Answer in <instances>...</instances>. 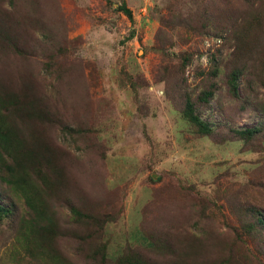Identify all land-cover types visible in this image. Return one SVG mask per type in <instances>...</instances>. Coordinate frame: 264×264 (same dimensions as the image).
I'll return each instance as SVG.
<instances>
[{
  "label": "rangeland",
  "instance_id": "1",
  "mask_svg": "<svg viewBox=\"0 0 264 264\" xmlns=\"http://www.w3.org/2000/svg\"><path fill=\"white\" fill-rule=\"evenodd\" d=\"M1 1L4 8L13 6L54 31L46 52L40 48L42 34L35 31V53L29 58L1 53V70L13 77L25 75L68 125L85 130L74 140L58 132L54 140L70 155L67 178L74 204L103 207L116 218L104 235L110 263L125 244L144 245L139 226H147L176 252L174 258L168 251L165 264L179 259L185 247L194 264H264V245L258 253L248 242L252 254L247 256L238 253V244L231 246L241 221L253 220L246 211L264 213V131L246 146L253 153L243 154L227 129L264 128V111L256 108L264 106V88L252 71L261 69L262 61L257 56L231 62L232 32L242 18L264 11V0H124L131 20L117 10L122 0ZM208 31L226 37L217 54L220 72L214 80L219 90L210 110L199 113L215 130L212 141L223 137L234 142L219 147L200 140L181 116L185 92L195 98L210 79L206 55L194 56L183 75L181 58L199 50L209 54L208 48L220 46L222 42L207 37ZM233 65L244 71L238 98L228 95L224 82ZM64 94L65 107L57 99ZM194 201H213L222 208L210 207L202 217ZM17 205L26 212L21 201ZM56 209L70 234L58 241L61 251L75 264H94L77 252L71 232L78 224L70 210ZM210 212L216 214L214 219ZM142 214L147 216L145 225ZM12 224L4 220L0 226L1 258L15 236Z\"/></svg>",
  "mask_w": 264,
  "mask_h": 264
},
{
  "label": "trees",
  "instance_id": "2",
  "mask_svg": "<svg viewBox=\"0 0 264 264\" xmlns=\"http://www.w3.org/2000/svg\"><path fill=\"white\" fill-rule=\"evenodd\" d=\"M2 3L0 0V60L2 59L1 53L4 51L23 59L32 56L35 53V47L31 37L35 31L42 34L43 42L40 41L43 44L40 48L46 52L45 48L50 43V36L54 31L44 25L42 20L26 16L16 11L13 6H10L8 10L3 7ZM117 10L129 20L132 19V13L126 7L124 0L121 1ZM206 35L213 42L222 43L213 51L208 48L209 54H204V50H199L197 54L189 52L182 56L179 69L183 75L186 66L191 64L194 56L206 55L207 61L209 60L207 76H210V79L195 98L185 92L181 116L192 128L191 132L200 140L208 141L210 147H219L234 142L223 139V137L219 142L212 141L215 130L210 122L201 119L199 113L200 110H210V103L219 90L214 80L220 72L217 54L220 47L225 45L226 37L223 33L212 34L210 31ZM232 37L234 50L231 62L237 64L243 59L255 60L258 56L262 61L261 69H252V71L255 73L256 81L264 88V11L242 18L236 30L232 32ZM62 49L58 48V51ZM1 65L2 61H0V226L3 225L4 220L13 223L15 236L11 245L7 246L4 251L2 250L6 255L0 257V264H75L64 255L59 247L58 241L62 238H69L70 234L65 232V228L63 229L60 224L57 206H65L69 209L71 217L78 224L74 232H71V237L76 240L77 252L83 255L84 261L94 264H111L112 260L108 258L109 242L104 239V235L106 226L112 224L116 218L109 213H104L106 208L102 211L103 207L97 206L95 209L82 205L78 208L74 204L71 197L72 184L67 178L70 155L54 140V134L57 135L58 132L59 135L74 140L85 130L68 125L64 116L45 99L25 75L20 73L13 77L5 74L1 70ZM243 75V69L236 65H233L226 75L224 82L231 98H238L239 80ZM175 86L181 87L180 84ZM70 87L73 86L70 85ZM65 93L69 94L68 91ZM57 99L64 107L68 104L64 101L65 94L58 95ZM256 108L264 111L263 105ZM261 128L236 130L229 126L227 129L237 138L238 143H235L237 152L248 154L253 151L247 149L246 146H251L255 136L264 131V128ZM242 148L246 150L242 151ZM199 177L197 176V180ZM187 185L190 189L197 187L192 184ZM18 201L23 203L26 212L20 210L17 205ZM194 202L199 207L202 217L206 216L205 212L209 211L210 207H213L215 211L222 208L213 201ZM229 205L232 204L229 202ZM144 209L145 207L142 213L145 212ZM241 210L238 209V212ZM246 212L252 214L253 220L241 221L237 228L238 232L233 236V244H231L236 248V245H239L238 253L242 256L252 254L248 242L251 243L253 251L258 253H261L260 245H264V213L255 208H250ZM142 215L145 216V219L143 216L145 221L142 219L145 225L148 223L147 216ZM210 216L214 219L216 214L210 212ZM16 217H18L17 222L14 221ZM160 220L155 221L150 218L151 222L159 223ZM226 225L232 228L227 223ZM155 231L148 232L147 226L146 228L139 226V234L142 240H146L144 245L140 243L141 245L132 247L125 244L121 254L112 264H165L168 251L173 257L176 252L170 250L161 234ZM186 235L189 234L183 236L189 239V243H194L193 237ZM165 252L167 255H164ZM182 253L183 255L177 260L173 258L168 260L171 261L168 264L195 263L192 260L193 254L187 247L182 249ZM158 255L161 257L155 261L154 257ZM216 264L227 263L216 262Z\"/></svg>",
  "mask_w": 264,
  "mask_h": 264
},
{
  "label": "built area",
  "instance_id": "3",
  "mask_svg": "<svg viewBox=\"0 0 264 264\" xmlns=\"http://www.w3.org/2000/svg\"><path fill=\"white\" fill-rule=\"evenodd\" d=\"M203 58H204V56H203V57H201V59H203ZM204 61H205V60H204ZM207 63H208V61H207ZM207 63H205V62H204V64H205V65H206Z\"/></svg>",
  "mask_w": 264,
  "mask_h": 264
}]
</instances>
